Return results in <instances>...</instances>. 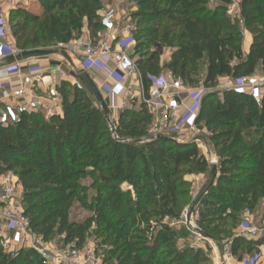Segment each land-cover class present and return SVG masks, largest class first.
Instances as JSON below:
<instances>
[{"label": "trees", "instance_id": "16d2710c", "mask_svg": "<svg viewBox=\"0 0 264 264\" xmlns=\"http://www.w3.org/2000/svg\"><path fill=\"white\" fill-rule=\"evenodd\" d=\"M136 7L133 57L145 96L147 76L169 74L191 88L202 87L195 125L217 164L216 180L195 213V229L230 255L264 256V237L239 235L242 216L264 201V95L260 103L219 79L250 78L264 71V0H238V18L228 15L232 0H129ZM216 3L210 4V2ZM40 15L10 12V34L20 51L70 43L84 33L103 31L99 12L110 0H38ZM238 19V20H237ZM252 43L242 53V31ZM160 49L171 52L160 63ZM61 114L19 111L0 121V175L11 172L21 188L22 215L41 242L63 238L80 249L88 236L98 241L103 264H211L198 248L177 246L185 234L165 225L179 220L193 200L182 175L209 174L196 144L153 141L152 117L143 104L123 109L110 124L79 83L61 81ZM109 117L112 112L108 110ZM185 169V171H182ZM206 181V180H205ZM125 186V187H124ZM75 206L89 213L71 220ZM0 244V264H47L34 249L13 255ZM260 248H263L260 251Z\"/></svg>", "mask_w": 264, "mask_h": 264}, {"label": "built area", "instance_id": "2783aa9c", "mask_svg": "<svg viewBox=\"0 0 264 264\" xmlns=\"http://www.w3.org/2000/svg\"><path fill=\"white\" fill-rule=\"evenodd\" d=\"M100 22L103 31L90 38L88 33H84L76 41L70 43H58L55 51H64L70 57L78 59L84 71L97 75H102L105 81L98 86L102 94L111 95L112 87L107 84L110 80L117 86H122L129 79H140V73L137 70L135 60L129 54V49L134 46L132 37L135 25L130 20H123L114 10L107 9L99 12ZM20 53L14 42L8 35L7 20L3 14H0V62L4 63L7 58L16 57ZM3 77H20L23 73H32L33 66L25 63H15L11 66L4 65L1 69ZM49 76V74H48ZM47 76V77H48ZM45 77L25 78L19 88L12 89L11 83L0 82V106L7 101H14L18 105L27 103L26 98L33 95L35 85L42 83ZM149 82V98L145 99L144 104L148 107L161 108V120L151 129V139L157 135H165L173 139L174 132L187 130L189 133H196L197 127L195 121L198 116L201 99L204 90L200 86L191 88L186 86L181 80L173 79L170 75L147 76ZM143 88V87H142ZM242 94H247L253 98L256 104L260 103L264 95V75L262 77L252 76L250 78L230 79V82L223 88ZM53 97L56 92H50ZM54 98V97H53ZM126 106V102L123 103ZM35 108V105H34ZM33 108V109H34ZM24 110L23 108L21 111ZM51 116L57 115L56 110L50 111ZM10 117V116H9ZM15 120V117L11 118ZM203 135H207L204 130ZM202 136L193 139L197 148L206 150ZM208 156L211 154L206 150ZM21 188L14 180V175L7 172L0 175V210L4 216V230L7 234L21 237L22 248L34 249L47 262V264H61L59 257H47L42 249L39 248L41 240L36 238L28 229L26 220L22 215L21 209ZM238 234L248 240L256 239L260 231L242 224ZM196 242H207L197 235H194ZM194 247V246H193ZM196 247V246H195ZM75 249V248H74ZM224 261L219 258L216 264H229L231 259L230 244L223 247ZM76 252L74 251V258ZM263 255L261 253L253 254L245 258L242 264H261ZM65 264H75L65 261Z\"/></svg>", "mask_w": 264, "mask_h": 264}, {"label": "crops", "instance_id": "0c3cea01", "mask_svg": "<svg viewBox=\"0 0 264 264\" xmlns=\"http://www.w3.org/2000/svg\"><path fill=\"white\" fill-rule=\"evenodd\" d=\"M232 5L236 9L235 14L238 17V15H239L238 0H232ZM19 9H23L25 11H28L29 13L36 15V16L40 15V5H39L38 0H0V14H3L5 16V18L7 20V25H8V19H9L10 12H15V10H19ZM8 35H9L10 39L15 44V41L11 37V34H10L9 25H8ZM242 36H243L242 53L244 54V56H246L249 52V49H250V46L252 43V35L249 31L243 30ZM57 44L58 43H53V44H51L50 47L46 48L45 50H54L55 46ZM165 50L166 49H161L162 52H164ZM161 51L159 53L160 54V63L166 64L170 60L171 52L169 50H167V55L164 56V58H163V53ZM128 52H129L131 58L133 60H135V58L133 57V49H129ZM23 63L31 64L33 66V70H35V71H33L32 73L25 72L20 77L16 76V77H7V78L3 77L1 75V71H0V82L8 81L11 83L12 89H16V88H19L21 86V84L23 83L25 78H34V77L43 78V77H45V79L42 81V83L35 85L34 90H33V95L26 98V101H28L27 103H25L23 105H18L14 101H7V103L2 104L0 106V121L3 122L7 116L8 117L10 116L9 117L10 120H12L11 119L12 117L16 118V114L19 111H21L22 108L24 109L22 111L40 112L46 118L51 116L50 111L52 109L56 110L57 115H60L61 114V98L55 89V87L57 85L56 84L57 81H55L56 80V74L58 73L57 69L55 67H58L60 65L62 66L63 64L66 65L67 63L60 56H57V55L50 56L47 58H42V59H33V60H29V61H26ZM3 66H4V63L0 62V69ZM50 67H52V68H50ZM69 68H70L69 71L73 72V70L70 66H69ZM58 71H60V70H58ZM48 74H49V76H48ZM89 75L97 87L100 86L105 81V78L102 75H97V74H93V73H89ZM160 75L169 76V74H164V73L160 74ZM74 81H75V79L71 80L72 84H76V83H73ZM229 82H230V79H223V78L219 79L218 88L223 90V88ZM221 83H223V84H221ZM107 84L110 87H112L113 93L111 95L103 94V98H104V101L107 105L108 110L109 111L111 110L112 114L114 113V111L112 110V107L114 105L117 107L120 102L124 103V102L130 101V102L135 103V109L139 108V105L143 104L145 106V108L147 109L149 115H151L152 122L153 121L158 122L159 120H161V118H162L161 113L163 112V110L161 108H159V107L158 108L148 107L146 104L143 103L144 97H145V99L149 98V91L147 93V96H145L146 94L144 92V88H142L143 83H142L141 78L140 79H137V78L133 79V83H130V84L125 82L122 86H117L114 82H112L110 80L107 81ZM220 84H221V86H220ZM149 90H150V87H149ZM54 91L56 92V94L53 96L54 97L53 98V97H51L50 92L52 93ZM34 105H35V108H34ZM119 113H120V110H118L117 112H115L113 114L114 119H116L118 117ZM182 132H185V130ZM197 132H199V131L197 130ZM202 132H199L200 134L197 136H203ZM179 143H181V141H179ZM206 150H207V148H206ZM263 208H264V201L261 202L259 209L262 211ZM247 215L250 216L249 214H247ZM260 215H262V216H260ZM260 215L256 214L255 220L257 221L258 218L260 217V220H263L262 224H264V214L261 213ZM262 237H264V229L260 230L259 236H257L256 239H253V240H257V239H260ZM199 244H201V243L197 242V243H195V245H193V244H191V245H192V248H198V249L202 250L203 244H210V243H208V241H207L206 243H202V245H199ZM262 250H263V248H260V251H262ZM216 252H217V250H216ZM217 255H218V253H217ZM248 256L249 255L243 257V259L240 263H238L235 258L231 257V259L229 260V264H242L243 260L245 258H247ZM217 261H218V259L216 258L215 264L217 263ZM261 264H264V256L261 260Z\"/></svg>", "mask_w": 264, "mask_h": 264}, {"label": "rangeland", "instance_id": "374dc122", "mask_svg": "<svg viewBox=\"0 0 264 264\" xmlns=\"http://www.w3.org/2000/svg\"><path fill=\"white\" fill-rule=\"evenodd\" d=\"M110 1L111 2L109 4L104 5V7L102 8L103 10L112 9L123 20H130L132 23L135 22V20L133 18V14L137 11V9L133 5V3H131L129 0H110ZM213 3H216V1L210 2V4H213ZM227 10H228V15L231 18H238L237 15L235 14L236 9L233 7V5H230L229 7H227ZM10 27H11V23L9 22V28ZM158 50L160 53L161 49L158 48ZM162 53H163V58H164V56L167 55V50H165ZM71 58H72L71 59L72 62L75 65V69L77 71L82 70L83 69L82 63L74 57H71ZM50 68H52V67H50ZM55 68L57 69V72H58L56 74V80H55V81H57V83H56L57 85H59V83L61 81H67L68 83L72 84L71 80L75 79V78L72 76V72L69 71L70 68L67 64L66 65L63 64L62 66L60 65V66L55 67ZM58 70H60V71H58ZM254 75L256 77H262L264 75V71L258 69ZM73 83H78V82L75 80ZM126 83H128V84L133 83V79L127 80ZM221 84H223V83H221ZM221 84H220V86H221ZM218 89H219V91L221 90L220 88H218ZM123 109L131 110L132 109L131 102L127 101L126 106L123 105V102H120L117 107L115 105L112 107V110L114 111V113L117 112L118 110H120V112H121ZM113 114L109 117L110 119L114 118ZM156 123H157L156 121L152 122V124L149 128V135L151 133V129L154 127V125H156ZM182 131H184V130H181V132L177 131V132H174L173 134H171L175 141H178V142L181 141V143H183L185 141H191L192 139H195L197 137V135L200 134L199 132L189 133L187 130H185V132H182ZM198 150H199V153L204 155L207 160H209L211 158V155L208 156L205 149L199 147ZM182 171H185V169H183ZM182 178L185 182H187L188 185L185 188V190L188 191L189 194H191L190 197L193 200L195 198L196 194L198 193L199 189L205 183L206 176L182 175ZM16 179L17 178L14 176V180H16ZM259 208H260V206H259ZM259 208L250 216H248L247 214L243 215L241 225L245 224V225L249 226L250 228H254L258 231L264 229V224H262L263 220H260V217L258 218L257 221L255 220L256 214H259V215L261 213L264 214V208L262 209V211ZM186 213H187V208L184 211V215H182L179 220H177V221L166 220L162 223L169 226L171 229H174L175 231H177L178 234H181L182 232L184 233ZM3 216H4V214H3L2 210H0V244H2L1 246L5 249L6 253H8L9 255H13L19 249H23L21 246L23 244V242H22L21 237H17L16 235H10V234H7L5 232V230H4V222L5 221H4ZM89 216H90L89 213L80 209L78 206H75L74 209L72 210L70 218L72 221L81 222ZM260 216H262V215H260ZM195 220H196V216L194 214L192 216V220H191L192 225L194 224ZM240 226H239V228H240ZM239 228L237 229V231L239 230ZM184 234H185V239L179 240L177 243V246L179 248H182L184 244L195 245V243H197L196 239L193 235L187 234V233H184ZM204 243H206V242H204ZM38 244H39V248L44 251V253L47 257H52V258L53 257H59L60 260H62L61 264H65V261H67V259H68V262H74L75 264H103L102 263V259L104 256L103 251L105 249L98 250V244L99 243L97 240H95V237L93 235H90L87 237L84 246L80 249H77V248L74 249L73 245H66L63 242V238H60V237L55 238L53 240H50L49 242H46V243L41 242ZM199 245H202V244H199ZM74 251L76 252L75 258H74ZM202 251L206 254L207 257H209L208 258L209 262L211 264H215L216 258L218 259V257H217L218 255H217L215 246L212 243L203 244ZM53 259H55V258H53ZM112 264H114V263H112Z\"/></svg>", "mask_w": 264, "mask_h": 264}, {"label": "water", "instance_id": "95a60500", "mask_svg": "<svg viewBox=\"0 0 264 264\" xmlns=\"http://www.w3.org/2000/svg\"><path fill=\"white\" fill-rule=\"evenodd\" d=\"M60 56L73 70L72 76L75 78V80L82 86L84 89L94 97L96 103L99 105L103 116L110 124V130L112 133H114V128L112 124L110 123V118L108 114V108L104 101L103 94L99 90V88L96 86L92 78L90 77L89 73L84 70H76L75 65L72 62L70 56L64 52V51H55V50H31V51H23L20 52L16 57H10L7 58L4 61V65L11 66L15 63H23L29 60L33 59H42L47 58L50 56ZM153 141H166L174 145H181V143L175 141L174 139L165 136V135H157L156 137L152 138ZM208 167H209V174L205 181V183L202 185V187L199 189L198 193L196 194L192 204L188 208V211L185 215V225L186 227L192 231L194 235L199 236L203 240L208 241L209 243H212L218 253V257L220 262L224 261V251L223 247L215 242V240L207 235L204 232H201L198 229H195L192 225V216L196 213L197 208L202 200V198L206 195L207 191L212 187V185L215 183L216 180V171H217V164L214 159H211L208 161Z\"/></svg>", "mask_w": 264, "mask_h": 264}, {"label": "bare ground", "instance_id": "6f19581e", "mask_svg": "<svg viewBox=\"0 0 264 264\" xmlns=\"http://www.w3.org/2000/svg\"><path fill=\"white\" fill-rule=\"evenodd\" d=\"M194 227V226H193Z\"/></svg>", "mask_w": 264, "mask_h": 264}]
</instances>
